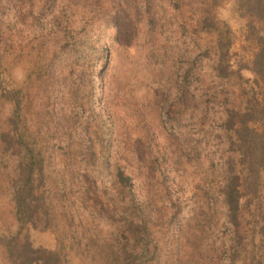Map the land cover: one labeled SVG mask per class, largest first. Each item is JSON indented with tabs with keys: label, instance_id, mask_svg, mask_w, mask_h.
Returning <instances> with one entry per match:
<instances>
[{
	"label": "trees",
	"instance_id": "obj_1",
	"mask_svg": "<svg viewBox=\"0 0 264 264\" xmlns=\"http://www.w3.org/2000/svg\"><path fill=\"white\" fill-rule=\"evenodd\" d=\"M93 1L89 10L109 14L114 42L129 38L117 45L142 46L147 55L162 48L154 40L165 36L158 0ZM21 2L30 14L28 0H0V22L5 6ZM226 2L260 22L248 24L257 95L241 94L236 83L228 89L230 31L214 14ZM53 6L44 0L31 17L43 46L33 61L38 83L0 84V101L9 106L0 116V160L9 163L4 187L14 222L0 232L7 264H263L264 0H202L196 22L209 35L202 53L178 49L187 66L146 95L139 110L126 107L127 117L106 76L110 44L92 39L91 20L68 25ZM178 28L185 33L180 21L171 31ZM49 33L55 39L45 43ZM191 63L202 70L195 86ZM198 87L210 104L199 101ZM156 115L166 117L155 123ZM29 230L48 231L52 244H33Z\"/></svg>",
	"mask_w": 264,
	"mask_h": 264
},
{
	"label": "rangeland",
	"instance_id": "obj_2",
	"mask_svg": "<svg viewBox=\"0 0 264 264\" xmlns=\"http://www.w3.org/2000/svg\"><path fill=\"white\" fill-rule=\"evenodd\" d=\"M28 1L32 7L30 14H28V5L23 2H21V5L16 4L12 6L10 10L9 6H5L4 12L6 13V17L0 22L1 41L5 43L2 51L5 59L3 58L0 65V84H5L6 87L13 85L15 87L21 86L22 88H26L30 83L37 84L42 77L37 66L33 63L34 60L41 57L40 49L43 48V46L38 47L41 41L37 29L39 24L37 20L31 17H33L35 11L39 9L44 0ZM130 1L135 6V0ZM98 2L89 0V4L87 2V5L84 0H54L53 9L55 12L61 13L64 20L68 22V25L71 23V25L78 27V23L81 22L82 17L88 23L91 20L92 25L96 27L91 35L92 39L99 38L103 43L110 44L109 62L105 68L106 76L111 81L110 83H112V99L114 97L118 99L119 107L125 117H127L129 110L126 107L131 106L132 103L135 106L136 103L139 110L142 100L145 99L144 97L146 95H153L156 89H160L161 84L166 81L167 76L172 79L179 76L180 71L187 66L186 55L189 56V53L194 54L195 52L202 53V45L205 41H209V35L204 33L196 22L202 0H181L179 1V6H176L174 2L166 4L165 0H158L156 6H159L164 14L165 36L159 35L154 39L157 44L155 46L157 47L156 49H159L161 45L162 48L157 50V54L150 53L148 55L143 51L144 48L142 46L128 50L123 45H117L118 42L129 41V38H124L122 35L117 36V41L114 42L113 30H111L112 27L110 25L112 20H105L109 15L107 11L99 10L95 14L94 8L93 11L89 10L92 4ZM17 6L20 7L19 10H16ZM221 9H230L231 24L221 18ZM46 12L48 13V10ZM136 14L132 12L134 19L137 16ZM214 14L218 19L227 24L230 31L231 39L226 63L228 69L232 70V73H229V79L227 80V83H229L228 89L233 87V83H236L239 86L238 92H243H240L241 94L250 95L255 93L257 95L255 75L249 68L252 54L256 49V42L253 30L248 24L251 21L254 26H258L260 22L253 17L238 15L231 9L229 2L216 6ZM86 16L87 19H85ZM47 17H49L48 14ZM47 17H43L42 19L47 20ZM178 21L185 25V33H181L180 28L176 29V32L174 30L171 31V29L176 28ZM49 24H46L47 29L56 25V22L52 21V24ZM168 31L170 32L168 33ZM53 39H55L53 34L49 33L45 37V43L51 42ZM183 48L186 49V55H179L178 49ZM94 61L101 63L100 58L97 56ZM89 64V60L83 62V66H88ZM191 68L192 70L188 75V79L191 80L190 84L195 86L200 80L202 70L199 69L196 63H191ZM116 89L119 92L115 93ZM195 93L199 94V101L201 103L207 101L210 104L212 102L209 98V92L204 94L202 87L195 88ZM156 104L158 103L156 102ZM173 105L170 106L171 109L168 112L170 118L172 117ZM8 107V104L0 101V116L7 111ZM156 108L158 109L157 106ZM114 109L116 112L117 109ZM152 116L154 117V114ZM181 116L182 113L180 112L178 117ZM161 117L164 118L166 116L156 115L155 123H160ZM195 118L196 116L191 117V120ZM184 119L183 115L182 120ZM156 134L157 138L163 139L165 133L159 130L156 131ZM4 163L7 164L6 167ZM8 166L9 163L3 157L0 160V232L12 231L14 228L13 216L10 211L11 204L8 199L7 188L4 187ZM193 174L194 172H192ZM186 195H188V192H186ZM240 218V226L243 228L245 222L244 212L241 213ZM28 235L33 244L42 246H50L52 244V236L48 231L29 230ZM0 264H7L1 246Z\"/></svg>",
	"mask_w": 264,
	"mask_h": 264
},
{
	"label": "clouds",
	"instance_id": "obj_3",
	"mask_svg": "<svg viewBox=\"0 0 264 264\" xmlns=\"http://www.w3.org/2000/svg\"><path fill=\"white\" fill-rule=\"evenodd\" d=\"M231 11L230 9L229 10H225V9H221V18L226 20L228 23H232V20H231Z\"/></svg>",
	"mask_w": 264,
	"mask_h": 264
}]
</instances>
